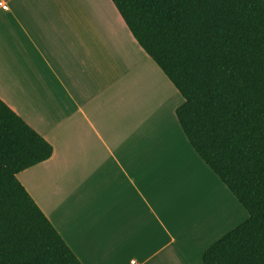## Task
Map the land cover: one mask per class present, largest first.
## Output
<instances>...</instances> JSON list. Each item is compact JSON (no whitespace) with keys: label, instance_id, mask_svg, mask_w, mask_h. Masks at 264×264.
<instances>
[{"label":"crops","instance_id":"obj_1","mask_svg":"<svg viewBox=\"0 0 264 264\" xmlns=\"http://www.w3.org/2000/svg\"><path fill=\"white\" fill-rule=\"evenodd\" d=\"M0 99L53 147L17 177L82 264H203L249 219L111 0H0Z\"/></svg>","mask_w":264,"mask_h":264},{"label":"trees","instance_id":"obj_2","mask_svg":"<svg viewBox=\"0 0 264 264\" xmlns=\"http://www.w3.org/2000/svg\"><path fill=\"white\" fill-rule=\"evenodd\" d=\"M184 98L192 148L249 219L203 264H264V0H111ZM53 147L0 99V264H82L18 180Z\"/></svg>","mask_w":264,"mask_h":264},{"label":"rangeland","instance_id":"obj_3","mask_svg":"<svg viewBox=\"0 0 264 264\" xmlns=\"http://www.w3.org/2000/svg\"><path fill=\"white\" fill-rule=\"evenodd\" d=\"M146 75L151 79L152 84H153V88H154L155 90L160 89V91L162 92V94H167V89H166V87L163 85V83H162L161 81H159V79L156 77V75H154V74H153L152 72H150L148 69H146ZM161 121H162L161 124H162V129H163V131H164V132H171V131H170V130H172L171 127L169 128L168 125L166 124L167 122H168V124H169V121H168L167 119H165V118H163ZM48 122H49V121H48ZM152 139H153V141H155V139H156V135H154V137H153ZM58 147L61 148V147H63V146L59 145ZM218 197L221 198L220 193L218 194ZM235 219H237V217H236ZM242 219H245V217H241L240 220H242ZM240 220L235 221L234 224L237 223V222H239Z\"/></svg>","mask_w":264,"mask_h":264},{"label":"built area","instance_id":"obj_4","mask_svg":"<svg viewBox=\"0 0 264 264\" xmlns=\"http://www.w3.org/2000/svg\"><path fill=\"white\" fill-rule=\"evenodd\" d=\"M4 9H5V10H8V8H7L6 6H4Z\"/></svg>","mask_w":264,"mask_h":264}]
</instances>
